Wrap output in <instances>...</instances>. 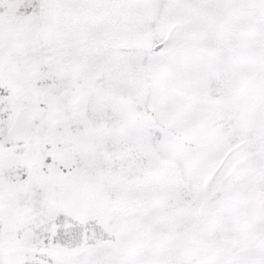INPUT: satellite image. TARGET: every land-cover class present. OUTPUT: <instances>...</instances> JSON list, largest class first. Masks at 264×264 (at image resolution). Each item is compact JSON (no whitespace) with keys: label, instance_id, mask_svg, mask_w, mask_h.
<instances>
[{"label":"snow or ice","instance_id":"1","mask_svg":"<svg viewBox=\"0 0 264 264\" xmlns=\"http://www.w3.org/2000/svg\"><path fill=\"white\" fill-rule=\"evenodd\" d=\"M0 264H264V0H0Z\"/></svg>","mask_w":264,"mask_h":264}]
</instances>
